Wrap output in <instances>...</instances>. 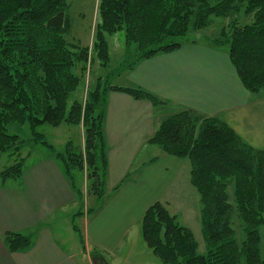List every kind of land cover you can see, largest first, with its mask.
Listing matches in <instances>:
<instances>
[{
    "label": "trees",
    "instance_id": "obj_1",
    "mask_svg": "<svg viewBox=\"0 0 264 264\" xmlns=\"http://www.w3.org/2000/svg\"><path fill=\"white\" fill-rule=\"evenodd\" d=\"M66 9V0H0V153H18L23 140L10 128L26 123L30 140L52 150L67 176L76 170L87 171L97 207L107 196L103 135L107 92L122 91L153 106L164 104L140 87L111 85L108 75L96 81L82 102L73 100L67 106L81 81L75 63L82 62L83 71L90 49L101 66L107 64L105 34L123 33L126 59L115 74L142 59L203 39L226 49L247 91L264 90V0H97L90 48L67 42L71 22ZM240 13L251 19L239 23ZM211 17L229 21L207 36L201 31L212 22ZM62 122L82 126L80 152H74L69 142L64 152H56L36 131L44 123L57 126ZM146 142L188 161L189 182L199 195L204 242V252L197 253L192 231L156 200L144 210L139 228L152 255L161 264H264L259 247V229L264 223V150L244 142L219 118L189 109L163 116ZM24 160L19 158L1 169L0 181L17 180ZM229 184L233 186L232 203L227 195ZM234 211L243 234L240 243L231 223ZM33 241L32 234L7 231L3 236L9 252L27 251Z\"/></svg>",
    "mask_w": 264,
    "mask_h": 264
},
{
    "label": "crops",
    "instance_id": "obj_2",
    "mask_svg": "<svg viewBox=\"0 0 264 264\" xmlns=\"http://www.w3.org/2000/svg\"><path fill=\"white\" fill-rule=\"evenodd\" d=\"M120 80L116 86L140 87L164 104L153 106L122 91L107 92L103 135L108 197L91 209L83 180L78 194L85 209L69 208L76 204L75 189L53 151L54 159L43 158L32 168L23 166L16 184L0 181V264H93V253L109 264L123 263L120 253L139 242L144 210L156 200L171 209L174 190L187 182V170L189 176L186 159L146 142L160 119L172 112L189 109L217 117L244 142L264 150V90L251 93L244 88L224 48L197 39L138 61ZM182 169L186 170L183 176ZM68 214L71 220H82L80 244L66 241L62 233L61 216ZM7 231L32 234V246L9 252L3 243ZM144 251L140 245V256L159 264Z\"/></svg>",
    "mask_w": 264,
    "mask_h": 264
},
{
    "label": "rangeland",
    "instance_id": "obj_3",
    "mask_svg": "<svg viewBox=\"0 0 264 264\" xmlns=\"http://www.w3.org/2000/svg\"><path fill=\"white\" fill-rule=\"evenodd\" d=\"M67 2V9L66 12L71 22L70 31L65 36L67 42L70 46H77V47H84L88 46L90 48L93 31H94V24L97 21V13H96V0H66ZM251 19L250 15H243L240 13L237 16V21L239 23L248 22ZM212 22L209 26L201 31V33L210 36L212 33L216 34L217 30L220 27L225 26L229 19L228 18H221V17H211ZM105 39L108 46V56L109 60L105 66H101L94 56L92 50L89 49L88 51V61L84 64L85 69L82 71L81 67L83 65L82 62H76L74 71L77 75H80L81 81L77 87V89L70 94L67 100V106L73 100L83 101L85 99L86 92L94 88L95 83L98 79L102 81L106 76L109 75V83L111 85H119L121 84L120 76L126 71H123L118 74H115L116 71H119V67L122 64H125L126 59V49L124 44V37L121 31L114 32L111 34H105ZM134 47V46H133ZM131 48L133 51L134 48ZM74 50V49H73ZM123 79V76H122ZM117 81V82H116ZM117 84H116V83ZM119 82V83H118ZM173 113V112H172ZM171 114V113H170ZM36 131L43 134L47 143L53 146L56 152H64L66 148L67 142H69L72 146V150L74 152H80L83 147V128L79 125H72L66 124L64 122L60 123L57 126H51L47 123H44L36 128ZM10 132L17 133L19 138L23 140V142L19 146L18 153L15 152H5L0 153V170L6 166H9L19 160V158L25 157L24 166L25 168L28 167H35L38 165L41 159H54L52 150L47 148L46 146L40 143H33L30 140L31 134L28 125L25 123L20 128L11 129ZM59 160V159H58ZM56 160L62 170H64L61 161ZM138 161V158L137 160ZM186 170L182 169V176L185 174ZM87 171H74L71 177H68L69 182L73 184V189H75V198L76 204L69 206L72 209H78V211H84L85 206L83 203V197L78 194V189L83 190V180L86 181L85 187V196L88 200L91 201V208L95 209L97 206L95 195H93L92 190L90 192V179L86 178ZM186 183L184 186L182 185L180 188L174 190L175 195L171 199L174 201L173 205H170L168 211L171 215L176 218V221L189 228L196 241H197V253L204 252V242L201 237L200 233V219H199V210H200V202H199V195L194 189V187L189 182L188 170L186 173ZM74 176V178H73ZM8 183L16 184L18 180L8 179ZM178 182V179L176 180ZM179 183V182H178ZM17 187V186H16ZM106 190V197L109 195V191ZM194 195V196H193ZM227 195L229 203H232L233 197V186L229 184L227 186ZM105 197V198H106ZM102 200V202L105 200ZM177 198H179L180 202H177ZM170 201V199L168 198ZM95 202V203H94ZM102 202L100 204H102ZM171 202V201H170ZM164 203V202H163ZM89 203H87V208L89 207ZM167 208V207H166ZM77 211L75 210V215ZM68 217V219H67ZM61 223L65 226H62V233L64 234L66 241L71 242L73 244H80V232H81V219L75 217L72 219L70 214L62 215L61 216ZM74 218V217H73ZM264 218V213H263ZM232 228L234 230V236L238 243L243 238V234L240 229V221L236 216V212H233L232 215ZM72 226L75 229L72 231ZM261 241H260V252L264 256V223L259 229ZM139 242L134 243L135 246L130 247V251H128V247H126V253H120L123 259V263L121 264H151L150 262H146L143 254L140 256L139 250L140 245L145 248L152 259L156 260L159 264V260L152 255L151 251L145 246L143 243L141 236L139 235ZM137 251L136 255L133 254V251ZM132 251V252H131ZM144 251V252H145ZM135 255V256H134ZM142 257V258H141ZM93 263V262H92ZM153 264H156L155 262Z\"/></svg>",
    "mask_w": 264,
    "mask_h": 264
},
{
    "label": "water",
    "instance_id": "obj_4",
    "mask_svg": "<svg viewBox=\"0 0 264 264\" xmlns=\"http://www.w3.org/2000/svg\"><path fill=\"white\" fill-rule=\"evenodd\" d=\"M91 260L93 264H109L101 255H92Z\"/></svg>",
    "mask_w": 264,
    "mask_h": 264
}]
</instances>
